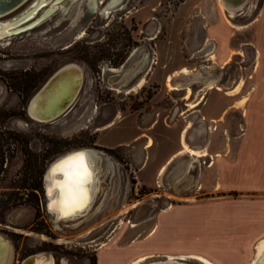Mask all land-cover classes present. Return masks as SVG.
<instances>
[{
	"label": "rangeland",
	"instance_id": "obj_1",
	"mask_svg": "<svg viewBox=\"0 0 264 264\" xmlns=\"http://www.w3.org/2000/svg\"><path fill=\"white\" fill-rule=\"evenodd\" d=\"M218 1L121 0L103 18L87 11L85 0H63L62 9L57 7L38 24L0 39V234L11 247L10 258L5 255L2 264H21L41 251L53 254L55 264L63 258L66 264H130L140 256L130 253L150 249V240L136 238L147 233L156 212L202 197L197 193L200 184L194 186L195 194L182 193L192 180L188 170L200 159L191 163L187 155L175 156L157 179V170L181 148L182 138L191 146L205 141L210 154L227 148L231 155L244 123L248 126L253 119V126H261L264 96L244 120L245 109L258 95L253 85L264 79L260 0H249L230 20L233 26ZM207 40L213 43L215 62L203 51ZM256 48L262 54L258 68ZM68 62L80 66L82 74L72 104L51 121L31 118L28 99ZM182 68L197 74H180ZM169 75L171 83L187 84L190 94L183 87L170 89ZM139 79L143 82L135 87ZM209 79H215L219 89L205 87ZM240 79L239 91L226 94ZM199 97L202 100L188 109ZM79 148L102 151L113 167H106L103 155L99 190L89 209L54 222L47 208L46 171L57 158ZM153 178L155 183L145 185ZM262 236L264 232L237 246L229 242L220 247H208L206 236L204 246L201 239L165 248L206 249L216 264H247ZM163 258L154 254L146 261ZM184 262L202 264L193 258Z\"/></svg>",
	"mask_w": 264,
	"mask_h": 264
},
{
	"label": "bare ground",
	"instance_id": "obj_2",
	"mask_svg": "<svg viewBox=\"0 0 264 264\" xmlns=\"http://www.w3.org/2000/svg\"><path fill=\"white\" fill-rule=\"evenodd\" d=\"M22 1L23 0H0V39L6 36H10L11 34L27 30L32 26L38 24L41 20H43V18L50 15L57 7H60L62 4L59 5V3H61L63 0ZM70 1L73 3L78 0ZM102 1L85 0L83 6H85L87 11L95 10L98 15H101L104 18L108 15L110 9L117 7L121 2V0H106L105 2ZM248 1L249 0H219L218 5L226 20H229L230 24L233 26V23H231L230 20L243 12L245 6L250 2ZM99 2H101L102 5L96 8L97 3ZM79 12H81V9ZM78 18L79 17H77V19ZM212 44L213 43L210 40H207L203 51L207 52L206 55L208 56V59H211L213 62H215L217 56L213 53L214 51L212 50ZM255 53L258 68L261 63V50L259 48H256ZM79 67L80 66L73 62L65 63L57 68L47 78V80H45V82L32 95L29 101L27 110L31 118L37 121H51L72 104L81 86L82 74ZM179 73L185 75H196L197 71L182 68ZM170 78L171 75H169L166 79V83L170 89H179L183 87L184 89H186V94H190V89L187 84L182 85L180 83H171ZM141 79L137 81V83L134 85L135 87H138L140 85L142 81ZM214 82L215 79H209L204 83V86L208 89H219L217 85H214ZM241 85L242 79H240L236 86H234L232 89H228V91H226V94L233 95L237 93ZM131 89L133 88L131 87L130 90ZM201 100L202 97H199L196 101L188 103V109L195 107ZM197 119L199 121H203L200 116L197 117ZM151 143V140H149L147 143V147L151 146ZM73 151L75 152L71 153ZM73 151L67 152L53 161L45 174L44 182L46 187L47 208L54 222L74 219L85 213L86 210L89 209L90 205L94 201L93 199L96 195V191L99 190V188L97 190V173L99 171H103L104 166L101 162L103 155L107 157L106 167L109 170H111L113 167L112 162L110 161L108 156L98 149L79 148ZM69 153L71 154L56 162ZM77 154H83L86 166L79 167L75 171V174H73V172L64 162L67 161L70 157L76 156ZM178 154H186L190 158L191 163L196 162L202 156L208 155L207 143H204L203 146H191L188 145L182 138V148L178 152ZM169 162L170 160L168 159V162L164 163V165L161 166L158 179L165 171L166 165ZM57 173L59 174L57 175ZM9 244L10 243H8V240L0 234V264H2L5 255L7 259L10 258L8 250L11 249V247L9 248ZM205 256L194 253L180 255L169 254L167 257L164 256L165 259L163 258L145 262L147 257L141 255L140 257L131 259L130 264H186L184 262L186 258L197 259L202 262V264H216ZM65 262L66 261H64L63 258L61 259L60 264H66ZM22 264H55V261L53 254L48 252H39L28 256V258ZM247 264H264V237L256 241L254 245V255Z\"/></svg>",
	"mask_w": 264,
	"mask_h": 264
},
{
	"label": "crops",
	"instance_id": "obj_3",
	"mask_svg": "<svg viewBox=\"0 0 264 264\" xmlns=\"http://www.w3.org/2000/svg\"><path fill=\"white\" fill-rule=\"evenodd\" d=\"M260 6L261 11L258 18L259 22L264 23V0H260ZM220 20H222L221 16ZM255 82L253 91L258 95L251 101L252 104L250 103L251 105L245 109V121L247 120L248 111L253 106L257 107L254 104L259 103L264 96V79H258ZM253 121V119L249 120L248 126L244 123L231 155L230 149L227 152V148H223L220 153L213 152L210 154L208 152L207 156L200 158L201 163L199 165H195L188 170L189 173L193 174L191 175L192 180L189 181V190L182 193L195 194L196 190L194 189L196 188L194 186L200 184V189H202L197 193H201L202 197L184 199L179 203L166 206L160 212H156L147 233L136 238L142 242L150 240L152 242L150 249L146 251H143L144 249L135 250L130 253L132 256L142 255L147 257L148 255L162 254L167 257L169 254L194 253L209 257V252L206 249L172 252L167 251L165 246L182 241L186 244H192L191 242L194 240L201 239L202 246H204L207 243L206 236H208L209 241L208 247H220L227 245L229 242H231V245L237 246L242 240L251 239L264 232V117L259 119V125L261 126H253L256 124ZM204 143L205 141L197 145L203 146ZM181 148L169 157L170 161L176 155H180L178 152ZM161 166L157 170L158 175ZM148 174H151L150 169H148ZM152 181L155 183L153 178L145 185H151ZM223 194H238L240 197H228V195ZM253 194H262L263 197L256 199L249 197ZM178 217H181V219H178ZM180 222L182 225L181 230L177 227ZM193 230H196L195 234L192 233ZM217 230L221 231L218 235ZM208 232L209 234H206ZM188 233L190 234L188 235ZM216 240L218 241L217 244L214 242Z\"/></svg>",
	"mask_w": 264,
	"mask_h": 264
},
{
	"label": "snow or ice",
	"instance_id": "obj_4",
	"mask_svg": "<svg viewBox=\"0 0 264 264\" xmlns=\"http://www.w3.org/2000/svg\"><path fill=\"white\" fill-rule=\"evenodd\" d=\"M67 164L69 169L75 174V171L81 167V166H86L83 154H77L74 157H70L67 161L64 162Z\"/></svg>",
	"mask_w": 264,
	"mask_h": 264
},
{
	"label": "water",
	"instance_id": "obj_5",
	"mask_svg": "<svg viewBox=\"0 0 264 264\" xmlns=\"http://www.w3.org/2000/svg\"><path fill=\"white\" fill-rule=\"evenodd\" d=\"M23 1H25V0H23ZM23 1H22V2H23ZM22 2H21V3H22ZM6 12H7V11H6ZM2 14H3V13H2ZM35 92H36V91H35ZM35 92H34V93H35ZM34 93H33V94H34ZM33 94H32V95H33ZM32 95H31V96H32ZM30 98H31V97H30ZM30 98L28 99V101H27V103H26V112H27V114H28L27 107H28V104H29ZM28 115H29V114H28ZM74 152H75V151H73V152H71V153H74ZM71 153H69V154L63 156L62 158H60V159L57 160L56 162L60 161L61 159L65 158V157H67V156L70 155ZM56 162H54V163H56ZM47 171H48V170H47ZM58 174H59V173H57V175H58ZM27 258H28V256L24 258V260L22 261V263H23ZM22 263H21V264H22Z\"/></svg>",
	"mask_w": 264,
	"mask_h": 264
},
{
	"label": "flooded vegetation",
	"instance_id": "obj_6",
	"mask_svg": "<svg viewBox=\"0 0 264 264\" xmlns=\"http://www.w3.org/2000/svg\"><path fill=\"white\" fill-rule=\"evenodd\" d=\"M45 192H46V187H45ZM41 252H45V251H41ZM37 253H39V252H37ZM33 254H35V253H33ZM30 255H32V254H30ZM30 255H28V256H30ZM27 257V256H26ZM24 259V258H23ZM23 259L20 261V263L23 261Z\"/></svg>",
	"mask_w": 264,
	"mask_h": 264
},
{
	"label": "trees",
	"instance_id": "obj_7",
	"mask_svg": "<svg viewBox=\"0 0 264 264\" xmlns=\"http://www.w3.org/2000/svg\"><path fill=\"white\" fill-rule=\"evenodd\" d=\"M31 188H34V187H31Z\"/></svg>",
	"mask_w": 264,
	"mask_h": 264
}]
</instances>
